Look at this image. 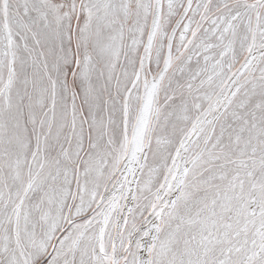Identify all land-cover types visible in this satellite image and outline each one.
Here are the masks:
<instances>
[{
    "label": "snow or ice",
    "instance_id": "obj_1",
    "mask_svg": "<svg viewBox=\"0 0 264 264\" xmlns=\"http://www.w3.org/2000/svg\"><path fill=\"white\" fill-rule=\"evenodd\" d=\"M0 264H264V0H0Z\"/></svg>",
    "mask_w": 264,
    "mask_h": 264
}]
</instances>
